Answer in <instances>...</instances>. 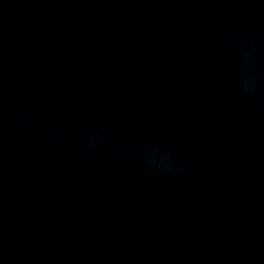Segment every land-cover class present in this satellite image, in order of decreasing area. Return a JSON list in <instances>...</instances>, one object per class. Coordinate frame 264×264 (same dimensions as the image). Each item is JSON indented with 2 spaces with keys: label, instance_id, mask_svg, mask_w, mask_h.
Here are the masks:
<instances>
[{
  "label": "water",
  "instance_id": "95a60500",
  "mask_svg": "<svg viewBox=\"0 0 264 264\" xmlns=\"http://www.w3.org/2000/svg\"><path fill=\"white\" fill-rule=\"evenodd\" d=\"M112 0H0V231Z\"/></svg>",
  "mask_w": 264,
  "mask_h": 264
}]
</instances>
